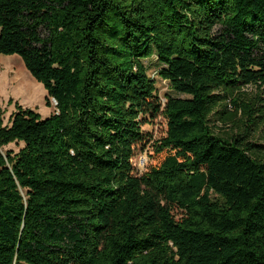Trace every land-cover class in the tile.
Segmentation results:
<instances>
[{"label": "trees", "instance_id": "16d2710c", "mask_svg": "<svg viewBox=\"0 0 264 264\" xmlns=\"http://www.w3.org/2000/svg\"><path fill=\"white\" fill-rule=\"evenodd\" d=\"M0 54L57 110L0 118V264H264V0H0Z\"/></svg>", "mask_w": 264, "mask_h": 264}, {"label": "rangeland", "instance_id": "374dc122", "mask_svg": "<svg viewBox=\"0 0 264 264\" xmlns=\"http://www.w3.org/2000/svg\"><path fill=\"white\" fill-rule=\"evenodd\" d=\"M141 62L146 69V74L153 81L155 93L162 103L165 102L166 96L187 97L172 90L168 81L159 77L158 71L162 65L159 64L155 55L142 59ZM244 90L248 97L264 96V93H261V90L254 85H247ZM46 96V89L30 75L19 55L0 54V118L4 125L9 124L10 117L15 112L17 105L39 113L42 118L56 112L55 101L50 99L51 105L47 106L45 103ZM142 120L140 129L144 139L135 145L134 155L131 158L133 171L136 175H141L148 167L156 163L153 158L152 145L164 136L166 130V119L162 113L155 118L144 116ZM209 123L214 128L215 133L218 134L228 129V125H222L216 114L210 116ZM252 140L256 144L264 146V126H260L252 134ZM20 147H22L21 143H11L2 149H11L13 152H17ZM173 213L176 214V218L181 216L177 210H174Z\"/></svg>", "mask_w": 264, "mask_h": 264}]
</instances>
